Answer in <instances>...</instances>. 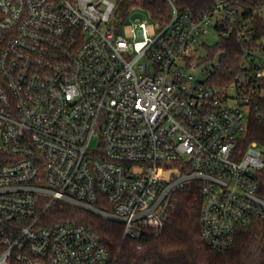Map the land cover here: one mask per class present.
Returning a JSON list of instances; mask_svg holds the SVG:
<instances>
[{
    "label": "built area",
    "instance_id": "built-area-1",
    "mask_svg": "<svg viewBox=\"0 0 264 264\" xmlns=\"http://www.w3.org/2000/svg\"><path fill=\"white\" fill-rule=\"evenodd\" d=\"M168 1V22L133 20L128 39L113 0H0V264H115L92 229L49 221L61 204L139 240L196 186L217 250L264 216V148L244 141L264 50L237 1L200 13ZM228 39L240 51L224 68L213 48Z\"/></svg>",
    "mask_w": 264,
    "mask_h": 264
},
{
    "label": "trees",
    "instance_id": "trees-1",
    "mask_svg": "<svg viewBox=\"0 0 264 264\" xmlns=\"http://www.w3.org/2000/svg\"><path fill=\"white\" fill-rule=\"evenodd\" d=\"M179 11L200 13L216 0H173ZM244 9V17L252 31L253 44L264 50V0H235ZM141 5L150 18L165 24L172 15L168 0H128L119 7ZM214 50L224 52V68L236 64L240 44L228 39ZM245 144L256 141L264 148V99L256 113L250 116ZM264 183V170L262 171ZM264 194V185L262 188ZM201 193L192 186L179 192L170 221L160 231H149L141 239L123 234V225L101 215L61 204L49 214V221L65 219L81 223L96 232L107 246L115 264H264V216L235 230L233 244L225 250L213 249L201 236Z\"/></svg>",
    "mask_w": 264,
    "mask_h": 264
},
{
    "label": "rangeland",
    "instance_id": "rangeland-1",
    "mask_svg": "<svg viewBox=\"0 0 264 264\" xmlns=\"http://www.w3.org/2000/svg\"><path fill=\"white\" fill-rule=\"evenodd\" d=\"M117 8L112 16V24L116 27V31L118 34L125 36L128 39L133 38L132 32V21L133 20H141L145 17H148L147 11L139 4L131 6L126 9L124 7H119L122 1L128 0H113ZM131 14V15H130ZM148 27V34L154 37L158 33V27L152 21H149L147 24ZM208 45L213 46L216 42L215 36H210L207 40Z\"/></svg>",
    "mask_w": 264,
    "mask_h": 264
}]
</instances>
